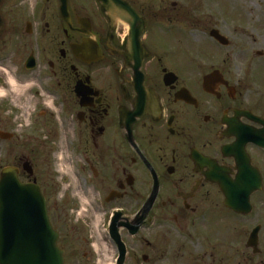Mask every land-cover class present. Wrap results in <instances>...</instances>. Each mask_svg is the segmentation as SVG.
Here are the masks:
<instances>
[{"label": "flooded vegetation", "instance_id": "obj_1", "mask_svg": "<svg viewBox=\"0 0 264 264\" xmlns=\"http://www.w3.org/2000/svg\"><path fill=\"white\" fill-rule=\"evenodd\" d=\"M181 2L0 0V179L65 264H264V96L157 25Z\"/></svg>", "mask_w": 264, "mask_h": 264}, {"label": "rangeland", "instance_id": "obj_2", "mask_svg": "<svg viewBox=\"0 0 264 264\" xmlns=\"http://www.w3.org/2000/svg\"><path fill=\"white\" fill-rule=\"evenodd\" d=\"M35 1L24 3L31 7ZM181 1V8L171 10V20L157 25H183L188 53L213 56L211 63L232 69L239 78L246 76L250 81L249 95L260 100L264 96V0ZM214 30L230 45L224 47L215 42L210 36ZM62 192L63 189L59 197ZM258 224H263L264 229V221L252 220V228ZM113 255V251L95 253L94 263L113 264Z\"/></svg>", "mask_w": 264, "mask_h": 264}, {"label": "water", "instance_id": "obj_3", "mask_svg": "<svg viewBox=\"0 0 264 264\" xmlns=\"http://www.w3.org/2000/svg\"><path fill=\"white\" fill-rule=\"evenodd\" d=\"M211 36L229 46L218 31ZM0 264H65L40 188L21 184L10 170L0 180Z\"/></svg>", "mask_w": 264, "mask_h": 264}]
</instances>
